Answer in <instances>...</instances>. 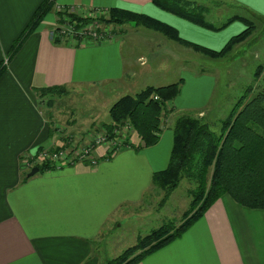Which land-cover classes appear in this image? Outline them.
<instances>
[{"label": "crops", "instance_id": "crops-1", "mask_svg": "<svg viewBox=\"0 0 264 264\" xmlns=\"http://www.w3.org/2000/svg\"><path fill=\"white\" fill-rule=\"evenodd\" d=\"M44 1L0 0V64L4 67L0 74V264H105L110 259L103 250L112 232L122 226V220L133 219L136 207L154 186V172L167 167L173 129L165 126L154 146L121 147L111 159L99 146L101 160L96 165L78 162L32 176L28 174L34 166H27L25 154L41 146L64 144L62 129L78 134L89 131L83 128L94 122L88 115L82 117L78 97L102 94L101 86L109 82L119 98L147 86L168 85L161 80L173 65L164 60L169 45L177 52L171 57L175 61H184L185 48H191L133 23L112 24L116 28L112 41L62 40L57 28L70 17L60 20L59 14L67 10L89 16L95 9H129L175 26L192 42L194 34L206 35L211 30L204 32L152 0H50L54 8L27 30L14 52L15 42ZM241 1L264 16V0ZM224 2L237 4L236 0ZM215 36L219 40L207 46L224 47L228 35ZM187 73L194 79L217 76L207 74L206 69L202 75ZM52 86H66L68 92L40 95V88ZM72 94L77 99L65 102ZM169 106L186 110L188 105L175 101ZM211 109L207 102L198 115L209 117ZM172 115H166L165 121ZM104 123L108 122L100 124ZM132 138L138 142L135 145L140 144L137 132H132ZM138 264H264V209L245 207L225 194L181 237Z\"/></svg>", "mask_w": 264, "mask_h": 264}, {"label": "trees", "instance_id": "trees-1", "mask_svg": "<svg viewBox=\"0 0 264 264\" xmlns=\"http://www.w3.org/2000/svg\"><path fill=\"white\" fill-rule=\"evenodd\" d=\"M54 1L45 0L35 11L34 16L15 42V52L23 43L27 30H32L47 12L54 8ZM160 9L175 14L201 27L219 30L234 21H241L246 28L232 37L219 50L212 49L183 38L179 30L152 15L129 9L113 7L106 15L96 18L104 25H122L133 23L161 32L163 35L183 45L202 52L212 58H221L239 42L246 40L257 28L254 21L242 15L232 16L222 27L206 19V7L195 0H152ZM69 16L83 25L94 21L90 16L79 15L67 10L59 14ZM110 31L113 36L116 28ZM0 64V74L4 67ZM264 66H258L255 76L260 81ZM184 79L164 86H147L137 94H128L119 98L110 109L111 120L104 123V130L115 136V129L122 128L126 122L139 134L142 143L127 145L135 150L156 145L161 139L165 116L174 111L170 103L180 94ZM66 86L40 88L41 96L62 95ZM250 86L240 97L229 115L217 122L213 128L210 117L182 114L176 118L173 127V144L169 163L166 168L155 171L152 182L166 191L164 199L178 187L183 178L196 185L190 189L192 197L190 207L180 224L164 223L145 236H140L135 245L127 248L117 257L105 264H138L148 255L162 249L181 237L206 211L222 196L229 194L239 204L253 209H264V78L258 90ZM253 93V94H252ZM158 97V98H156ZM200 112V110L198 111ZM211 119V118H210ZM60 147H39L33 153L42 150H58ZM113 156H107L111 159ZM101 160V159H100ZM98 160V161H100ZM87 163V162H85ZM89 164V163H88ZM41 172L58 169L48 161L36 164ZM34 166V167H35ZM70 165H62V167Z\"/></svg>", "mask_w": 264, "mask_h": 264}, {"label": "rangeland", "instance_id": "rangeland-1", "mask_svg": "<svg viewBox=\"0 0 264 264\" xmlns=\"http://www.w3.org/2000/svg\"><path fill=\"white\" fill-rule=\"evenodd\" d=\"M195 1L206 7V19L218 27H222L234 15H242L254 21L257 28L246 40L237 43L228 55L221 58H212L202 52L194 51L193 48L189 46L187 48L191 49H186L182 46V48H185V52L182 54L184 61H175L173 58L177 56V52L169 45V52H167V57L164 60L172 61L173 65L169 73L166 74L161 81L162 83L170 84L183 78L184 81L181 87V93L172 102L176 101L188 106L186 110H181L179 106H176L177 108L174 109L173 115L170 117L171 119L169 117L167 118L168 122L165 121L162 126L163 128L169 125L170 129H173L176 118L182 114L198 115V111L202 105L209 102L212 109L209 116L211 119L209 118L208 120L212 121L210 122L212 125L215 124L213 128L217 130L219 126H216V123L221 122L222 119L229 115L236 102L247 92L250 86H252L254 92H256L264 78L263 71L260 81L255 79L258 66H264V16L252 12L249 6L241 0H236L239 6L234 2L229 3L224 2V0ZM246 27L245 23L241 21L235 23L234 21L233 24H229L219 30L209 29V31L211 30L209 34H194L193 37L196 40L195 42L210 47L207 45L214 42L215 39L219 40L215 34L217 36L228 35L226 42H229L232 37L242 32ZM200 28L201 30H205L204 32H207L206 28ZM175 44L181 46L179 43ZM218 45L219 46L214 49H220L224 44ZM201 67L205 68L202 69ZM205 69L207 74L214 76L216 75L215 73H217V76H201L196 78L200 81H196V79L189 76L187 73V71H189L202 75L201 73L205 71ZM181 70H183L182 74H180ZM101 87L102 94L90 92L84 95L83 98L78 97L80 105L83 108H81L82 117L84 118L88 115L87 118L94 122L92 126L83 128V130L89 131L86 134H78L74 130L67 133L66 130L62 129L61 132L64 136H62L61 139L64 140V144L57 146H72L77 144V148H82L92 140L93 136L104 131V126L100 123L109 122L111 120L110 108L120 96L117 92H112L113 84L110 82ZM64 99L65 102L70 103L69 101L71 99H77V96L76 94H72ZM74 104H76V101ZM55 111L56 110H54V112ZM90 113H93L92 118L89 117ZM65 115L68 118L70 113L68 112ZM77 116H79L78 113ZM70 118L73 117L71 116ZM169 120H171V122H169ZM119 130H121V132L125 131L124 128H120ZM132 132H136L134 128L128 130L129 141L123 147H130L127 145L128 143H133L134 145L138 143L135 138H132ZM131 138L133 140H131ZM141 143L142 139L140 137V144ZM119 149H117L116 152ZM106 151L107 149L105 148V152ZM116 152H114V154ZM114 154L112 156H114ZM94 155L98 158L97 160L101 159V157H98L97 152H95ZM110 155L105 154V157ZM195 185L194 182L187 178H183L178 187L167 199H164L166 191L154 185L147 191V195L145 194L143 197L141 206L136 207V212L138 213L133 216V219L126 218L122 220V226L120 228H115L112 232V237H110L111 241L109 244L105 245L103 250L107 259L111 260V258L120 255L127 248L135 245L140 236L149 234L164 223L170 222L180 224L192 200L189 191L194 188Z\"/></svg>", "mask_w": 264, "mask_h": 264}, {"label": "built area", "instance_id": "built-area-1", "mask_svg": "<svg viewBox=\"0 0 264 264\" xmlns=\"http://www.w3.org/2000/svg\"><path fill=\"white\" fill-rule=\"evenodd\" d=\"M107 13V10H93L89 16L92 17L94 21L85 25L67 18L59 24L57 34L62 40H70L75 43H84L90 40L97 42L110 41L114 37L110 32L113 29L112 26H106L96 19ZM122 128H124L125 131L121 132V130H119L120 128L115 129V136L109 135V133L104 130L93 136L92 140L82 148H77V144L72 146L62 145L58 150L49 151L45 149L38 153H26L25 162L27 166H35L36 164H42L48 161L52 164H56L58 169L61 168L62 165H74L78 162H87L91 165H96L99 161L94 153L97 152L99 146H103L107 149L106 155H113L117 149L123 147L129 141L128 130H132L131 123L126 122Z\"/></svg>", "mask_w": 264, "mask_h": 264}, {"label": "water", "instance_id": "water-1", "mask_svg": "<svg viewBox=\"0 0 264 264\" xmlns=\"http://www.w3.org/2000/svg\"><path fill=\"white\" fill-rule=\"evenodd\" d=\"M40 171V168L35 166L32 168L31 172L28 174L29 176L35 175L36 173H38Z\"/></svg>", "mask_w": 264, "mask_h": 264}]
</instances>
